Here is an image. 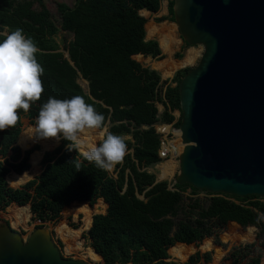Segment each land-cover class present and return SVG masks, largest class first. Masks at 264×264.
<instances>
[{
  "label": "trees",
  "instance_id": "1",
  "mask_svg": "<svg viewBox=\"0 0 264 264\" xmlns=\"http://www.w3.org/2000/svg\"><path fill=\"white\" fill-rule=\"evenodd\" d=\"M162 1L76 0L73 6L59 1L57 23L46 0H0V32L22 29L36 44L35 56L44 68L40 99L32 102L27 112L17 109L16 125L0 130V211L13 202L29 203L19 213L23 223L31 212L33 218L54 221L72 203L86 201L93 206L103 198L98 204L107 206L106 213H97L93 219L90 214L86 221V226H91L87 255L93 262L102 259L101 264H178L167 261L176 243L187 257L204 238L215 236L219 241L215 228L220 224L257 226L264 234V197L211 193L178 182L172 189L168 180L158 181L155 173L146 169L162 160L161 136L155 125L175 121L174 111H181L180 81L190 69L178 70L170 83L162 86L161 73L134 58L146 61L148 56H164L157 39H146L147 18L140 13L142 9L158 12ZM174 4L169 0V15L156 21L175 20ZM60 30L73 35L65 43V51L57 38ZM182 56L176 54V58ZM80 76L88 81V92L78 82ZM74 95L83 96L105 117L102 126L84 129L79 135L96 132L103 136L102 128L108 126L105 136L111 132L124 138L126 154L116 163L117 175L97 167L75 149L68 151V141L63 139L54 150L45 152L39 175L24 185H9L6 176L29 170L31 154L40 148L37 144L24 150L17 144L22 118L27 116L35 123L42 103L50 96L63 99ZM158 103L164 106L162 112ZM175 124L180 126L181 117ZM33 187L35 193L28 191ZM189 187L193 195L204 191L212 196L204 202L197 196L185 203L182 192ZM88 203L81 208L89 210ZM177 216H181L179 221H175ZM12 226H17L16 221ZM68 228L72 229L65 223L56 226L60 233ZM245 238L251 235L247 233ZM261 250L256 242L234 245L227 257L231 262L222 264H261ZM211 258V252L197 251L188 264Z\"/></svg>",
  "mask_w": 264,
  "mask_h": 264
},
{
  "label": "water",
  "instance_id": "2",
  "mask_svg": "<svg viewBox=\"0 0 264 264\" xmlns=\"http://www.w3.org/2000/svg\"><path fill=\"white\" fill-rule=\"evenodd\" d=\"M174 1L182 39L204 46L180 81L183 149L174 183L262 197L264 0ZM0 264L89 263L64 256L45 225L26 239L0 220Z\"/></svg>",
  "mask_w": 264,
  "mask_h": 264
},
{
  "label": "rangeland",
  "instance_id": "3",
  "mask_svg": "<svg viewBox=\"0 0 264 264\" xmlns=\"http://www.w3.org/2000/svg\"><path fill=\"white\" fill-rule=\"evenodd\" d=\"M59 1L66 2L70 6H73L76 0H46L47 7L49 8L50 12L52 13V15H53V17L57 23L60 21V14L58 12V6H57ZM168 4H169V0H163L161 8L158 12H156V13H150L149 12V14H144V15L147 18V24L151 23L152 21L157 23L158 25H161L162 23H168L174 29V33L176 31L175 37H177V39L179 38L178 39L179 41L177 44L173 45L172 53H166V52L164 53V51H162L163 55H164L162 58L155 59V58L148 56L147 57L148 59L146 61L140 60L138 57H135V59L140 61L143 65L150 66L151 68L156 69L161 73L162 86H166L167 84H169L171 79L173 78V76L175 75V73L178 70L184 69L187 67L188 68L195 67L198 64V62L200 61V58H201L202 53L204 51V46L201 44H197V45L186 44V42L182 39L181 32L178 28V25L176 24V20H173V21L164 20V21H160V22L156 21V19L161 17V16L169 15ZM147 37L157 39L160 43V35L158 33H156L154 35H149L148 30H147ZM57 38L60 40V42L62 44V50H64L65 43L68 44V42L73 38V35L69 32H65L63 30H60L59 34L57 33ZM64 39H66V42H64ZM191 48H195L196 50L201 52V54L196 57V59L194 60V62L192 64H184V65L178 66L177 68L174 69L172 74L169 76H165L163 73L164 71L159 69L158 67H156L155 63L163 61V60H167L169 63L172 60H175L178 62L183 61L184 58L186 57L188 51ZM178 52L182 53L183 56L181 58H176V54ZM65 54L67 56L68 52L66 51ZM78 82L81 84V86L83 87V89L86 92L89 91V84L83 77L80 76L78 79ZM173 84L175 85V83H173ZM158 107H159L160 112H162L164 106L161 103H158ZM174 114L176 116V119H175V121L171 122V124L175 123L177 121V119L179 117H181V112L179 110L174 111ZM22 120H23L22 130L24 129V127L30 126L32 129L35 127V123H32L31 119L28 118L27 116H24L22 118ZM160 123H165V122L164 121H158V123H156V126L159 125ZM174 125L175 124H173V126ZM175 126H177V125H175ZM107 129H108L107 126H105L103 128V132H104L103 136H101L98 133L93 132L95 134L96 144H98L102 140V138L105 137ZM85 133H87V132H85ZM85 133L82 135H85ZM179 133H180V131L177 130V135H179ZM62 140L63 139H60L59 141H57L55 138H47V139H39V140L34 139L31 143L30 147H28V148L22 147L20 145L19 140H18L17 144L20 145L24 150L33 148L35 145L38 144L40 146V148L35 149L33 152L41 151L42 152V158H43L46 151L54 150L62 142ZM181 141H182V139H181ZM176 142H180L179 139L178 140L176 139V141L172 142V144H174ZM43 148H44V150H43ZM82 148L83 147L81 146V148L78 150V152L80 154L83 152ZM179 153L180 152H177L175 147H174V149L172 151V155H169L167 158L162 159L161 162H159L158 164H155L153 166H149L146 169L150 172L155 173L157 180H159V181L168 180L170 182V185H172L173 182L176 180L178 173L180 172V162H179V158L177 156V155H179ZM31 156H32V154H31ZM42 158H41V161L39 163V166L34 170L35 172L33 173V177H31L30 179L35 178L37 175H39L41 173L42 168H43ZM30 160H31V157H30ZM168 160L171 161L172 164H174L175 171H174L172 176L162 177V170H161L160 166L165 161H168ZM31 168H32V164H31ZM108 170H109L110 174H112L114 176L117 175L116 164L111 169H108ZM30 179H28L27 181H29ZM26 182H24V184ZM24 184H22V185H24ZM11 186H13V185H11ZM28 191H30L31 193H35L36 189H35V187H33L32 189H30ZM182 194L184 195L185 203L191 202V199L196 198L197 196L201 197V199L204 202L205 200H207L209 197L212 196L211 194L204 192V191H201L198 194L193 195L191 193L190 187L187 188L186 191L182 192ZM262 197H264V196H262ZM99 201H100V199L93 206L90 205L86 201L79 202V204L72 203L70 207L65 208L63 210V212H61V218L59 217L54 221H45L44 222L41 219L36 218L35 216L33 218V214L31 212L29 215V219L27 220V222L25 221L24 223L21 221L22 217L19 215V213L23 207L29 206L30 204L27 203L26 205H18V204L13 202L0 211V215H1L0 220H8L9 223H11V225H12V221H16L17 226L16 227L14 226V228L16 230H19L22 233L23 237L26 239L28 238L30 233L37 227V225L43 223L46 226V228H48V231L50 232L53 240L56 241V243L60 247L61 252L64 256L69 257V258L82 259V260L87 261L89 264H101L102 259H99L98 261L93 262L90 259V257L87 255L88 254V247H91L90 246V239L88 237V230L90 229L91 226L90 227L86 226L87 217L90 214H91L92 219H93V216L97 213H106L107 206L105 208L102 206V204H98ZM85 203L86 204L88 203L89 208H90L89 210H86V209L84 210L81 208V206H83ZM31 216H32V218H31ZM180 219H181V216L175 217V221H179ZM61 223H65L70 228H72V233L71 234L67 233V231H66L67 229L63 230L61 233L58 232L56 230V226L61 224ZM63 227L66 228L65 226H63ZM215 231H216V233L219 234V241H216L215 236L206 237L202 241H200L199 243H195L196 249L191 251L187 255V257L185 256L184 258H181L175 254L178 247L181 246L180 244L176 243L172 247L173 249L169 251V257L167 258V261L178 263V264H188V259H189L190 255L196 253L197 251H200L201 253L211 252L212 258L210 261H204L202 259L197 264H222L224 262L230 263L231 261L227 257H228V254H229L231 248L234 245L241 244V243L245 244V243L256 242V244L262 248V250H261V254H262L261 264H264V234H262L260 232V230L257 226H248V227L241 226L240 227V226H235V225L226 226L225 224H220L219 226H217L215 228ZM76 233H78V236H76ZM247 233H249L251 235V238H245V235ZM60 237H62L65 242ZM208 242L211 243V246L207 245ZM184 252L186 255L185 250H184ZM125 264H135V263L128 262ZM136 264H139V263H136Z\"/></svg>",
  "mask_w": 264,
  "mask_h": 264
},
{
  "label": "clouds",
  "instance_id": "4",
  "mask_svg": "<svg viewBox=\"0 0 264 264\" xmlns=\"http://www.w3.org/2000/svg\"><path fill=\"white\" fill-rule=\"evenodd\" d=\"M36 52V44L22 29L0 32V130L15 126L17 109L27 112L44 91L40 78L44 68L38 63ZM104 119V115L81 95L63 99L50 96L40 107L30 138L64 139L68 141L65 145L68 151H78L83 143L81 131L102 126ZM126 148L122 136L109 132L98 144L88 145L81 154L88 161H94L97 167L111 169L123 159ZM76 167L80 169L78 161Z\"/></svg>",
  "mask_w": 264,
  "mask_h": 264
},
{
  "label": "bare ground",
  "instance_id": "5",
  "mask_svg": "<svg viewBox=\"0 0 264 264\" xmlns=\"http://www.w3.org/2000/svg\"><path fill=\"white\" fill-rule=\"evenodd\" d=\"M142 13L143 14H149V11L143 10ZM146 28L148 30L149 35H154L156 33H158L160 35V46H161L162 50L164 51V53L165 52L166 53H172L173 45L178 43L179 38L177 39V37H175L176 31L174 33V29L172 28V26L170 24L162 23L161 25H158L157 23L152 21L151 23H148L146 25ZM200 54H201L200 51L196 50L195 48H191L188 51L184 60L181 62L172 60L169 63L167 60H163L160 62H156L155 65H156V67H158L159 69L164 71L163 73L165 76H169L172 74L174 69L177 68L178 66L184 65V64H192L194 62V60L196 59V57L199 56ZM29 127H24V129L21 131L20 136H19L20 145L22 147H25V148L30 147L32 141L34 140V138H30V133H31L32 128L31 127L29 128ZM176 134H177V131H176ZM180 135L181 134L179 133V135H178L179 138H177V140L179 139V141L181 143L180 142L174 143V147H175L177 152H181L183 149V144H182ZM80 139L83 141V143L81 145L83 147L82 151L87 150L88 145H95L96 144L95 134L93 132H87V133H85V135H81ZM43 150H44V148H43ZM41 158H42V152L41 151L33 152L32 156H31V160H30L31 164H32V168L30 170L25 171L24 173H21V174H18L16 172L9 173L7 175L8 183L10 185L16 186V185H20V184L26 182L28 179L33 177V173L35 172L34 170L39 166ZM160 168L162 170V177L172 176L174 171H175L174 164H172L171 161H169V160L165 161L160 166ZM66 231L69 234L72 233V229H67ZM184 250L185 249L182 248V246H179L178 249L176 250L175 254L181 258H184L185 257Z\"/></svg>",
  "mask_w": 264,
  "mask_h": 264
},
{
  "label": "built area",
  "instance_id": "6",
  "mask_svg": "<svg viewBox=\"0 0 264 264\" xmlns=\"http://www.w3.org/2000/svg\"><path fill=\"white\" fill-rule=\"evenodd\" d=\"M173 124L165 122L156 126V130L161 136V147L159 149V156L161 159H165L169 155H172V151L174 149V144H172V142H175L176 139L179 138L176 134V131L179 130V128L178 126H175L176 124L174 126ZM174 184L175 183L173 182V184L170 185V188L174 189Z\"/></svg>",
  "mask_w": 264,
  "mask_h": 264
},
{
  "label": "crops",
  "instance_id": "7",
  "mask_svg": "<svg viewBox=\"0 0 264 264\" xmlns=\"http://www.w3.org/2000/svg\"><path fill=\"white\" fill-rule=\"evenodd\" d=\"M143 10H146V9H142V10H140V13H141V15H144L143 13H142V11ZM150 12V11H149ZM168 12H169V10H168ZM150 13H156V12H150ZM145 16V15H144ZM146 17V16H145ZM164 21V20H163ZM171 21V20H170ZM147 24V23H146ZM146 30H147V28H146ZM146 39H153V38H148L147 37V35H146ZM160 44V43H159ZM161 47V46H160ZM162 49V48H161ZM163 51V50H162ZM149 57H151V56H149ZM135 58V57H134ZM87 81V80H86ZM88 82V81H87ZM163 105V104H162ZM164 109V108H163ZM160 111V110H159ZM163 111V110H162ZM171 123V122H170ZM156 126V125H155ZM108 127V126H107ZM103 129V128H102ZM108 130V129H107ZM96 133V132H95ZM102 136V135H101ZM161 158V157H160ZM6 179H7V176H6ZM23 184V183H22ZM21 185V184H20ZM100 199H103V198H100ZM104 200V199H103ZM69 229V228H68Z\"/></svg>",
  "mask_w": 264,
  "mask_h": 264
}]
</instances>
